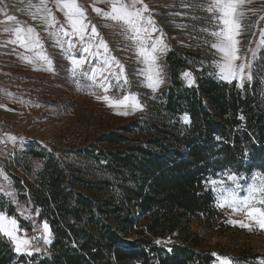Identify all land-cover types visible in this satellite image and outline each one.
<instances>
[{
	"label": "trees",
	"instance_id": "trees-1",
	"mask_svg": "<svg viewBox=\"0 0 264 264\" xmlns=\"http://www.w3.org/2000/svg\"><path fill=\"white\" fill-rule=\"evenodd\" d=\"M166 65L170 85L156 97L152 120L99 141L137 144L115 152L95 145L84 150L88 173H66L41 146L25 148V160L38 161L39 170L26 169L30 181L10 174L14 198L1 196L0 212L26 230L46 222L52 243L29 257L17 255L0 235V264H213L212 250H197L198 235L176 234L193 219L215 228L222 213L207 185L210 175L264 172V107L236 82L202 77L186 87L180 79L183 57L170 54ZM181 114L189 115V124L173 121ZM127 133L144 138L129 139ZM22 209L29 220L20 216ZM167 234L181 243H153Z\"/></svg>",
	"mask_w": 264,
	"mask_h": 264
},
{
	"label": "rangeland",
	"instance_id": "rangeland-1",
	"mask_svg": "<svg viewBox=\"0 0 264 264\" xmlns=\"http://www.w3.org/2000/svg\"><path fill=\"white\" fill-rule=\"evenodd\" d=\"M144 1L148 4L149 11L155 14L152 18L157 28L162 30L164 43L168 46L163 53H157L156 66L159 78L163 80L158 91H152L145 86L147 81L140 74L145 65L140 62L136 45L128 38L130 33L121 23L107 18L97 17V20H93L89 26V33L92 25L99 33V36L93 40V47L90 51H96L95 44L103 39L107 44V52L100 48L99 54L114 57L123 65V76L127 77V84H124L121 79L118 87L115 79H105L108 71L118 72V67H106L103 75L97 74L95 82L84 77L81 74L82 71H92L91 66L100 65V59H86L82 67L73 65V58L79 60L87 55L81 51L87 39L81 42L71 35L66 36L64 34L66 27L62 26L56 27L55 33L49 32L51 27L45 31L41 41L43 49L29 51L30 54L26 51L32 63L22 60V64L17 63L12 69L14 73L26 78V93L24 97L15 99V102H10L2 109L3 114L0 117V197L7 196L10 191L11 173H16L30 181L32 178L31 176L26 178V169L28 172L31 170L30 173H36L39 170L38 161L28 157V160H25L24 151L29 144L31 147L41 146L45 155L53 156L63 166L66 173L75 174L88 173L87 158L83 151L92 149L93 145L105 152L123 151L135 145V141H130L126 145L113 147L99 141L104 135L118 132L122 127H129L134 122L142 123L152 120L153 113L158 109L155 106L158 104L155 101L156 97L168 91L170 85V73L166 65V58L170 54L183 57L186 61V69L180 74V79L186 87L196 86L197 80L202 77L224 81L219 78L215 67V61L220 59V55L210 46L215 38L209 33L216 30V22L213 16L210 17L209 12L204 10L209 0ZM248 1L244 0L242 5L244 15L241 18V34L237 38L240 40L239 47L242 54L247 48L256 52L255 60L251 59V52L246 53L252 63V80L245 81L243 88L238 86L237 81L232 82H236L239 89H247L264 107V47L259 43L261 37L264 36V0H254L257 1L256 4L250 3V5ZM159 34V32L153 33L152 38ZM69 40H72L74 47L67 48ZM41 51L52 61L50 65L52 71L47 70L49 65L37 55ZM24 54L21 50V55ZM36 68L40 70H34ZM184 72H190L195 78L192 86H189L187 79L183 77ZM103 85H108L107 92L103 90ZM129 94L139 100L143 105V110L132 107H109L103 100L97 99V96L108 95L118 100ZM121 112L128 114H118ZM185 115L187 114H181L173 118V121L180 125H187L190 123V117L187 115L189 122L185 123L183 121ZM126 135L129 139L144 138L142 135L132 133ZM228 172L218 171L210 175L208 181L223 180L225 187H234L231 181L227 180ZM255 173L264 172L238 173L246 178L241 181L244 188L238 192L239 196H247V188ZM5 176L7 179L4 178ZM207 185L212 191L216 207L222 213L215 228H208V223L204 219H193L190 223L184 224L187 228L185 232L176 235L178 237L182 234L198 235L202 239V247L197 250H212L213 254H216L213 264H217V256L230 257L232 264H264V230H261L243 213L218 206L217 193L212 190L214 186L210 183ZM19 214L24 220H29L24 209L20 210ZM17 222L22 236L26 234L28 238H31L38 236L37 232L43 234L44 222L35 224L31 230L21 228L20 222L18 220ZM239 222L249 224L251 230L240 227ZM177 236L173 238V235L167 234L154 237L152 241L157 247H169L181 243ZM49 239L51 241L50 237ZM35 243L33 241L34 245ZM51 243L52 241L50 243L41 242L39 250L34 248L31 256L42 252Z\"/></svg>",
	"mask_w": 264,
	"mask_h": 264
},
{
	"label": "snow or ice",
	"instance_id": "snow-or-ice-1",
	"mask_svg": "<svg viewBox=\"0 0 264 264\" xmlns=\"http://www.w3.org/2000/svg\"><path fill=\"white\" fill-rule=\"evenodd\" d=\"M54 3L57 10L65 16L66 22L71 29V32L65 29L64 34L78 38L81 42L87 39V43L81 49L82 53L87 55L79 60L73 58L72 64L82 67L86 59H100V65H93L91 66L92 71H82L81 74L95 82L97 74L103 75L106 67H118V72L108 71L105 79H115L118 87L121 79H123L124 84H127V77L123 76V65L118 60H115L114 57L99 54L100 48L107 52V44L103 39H100L95 44L96 51H90V48L93 47L92 42L99 36V33L94 25L91 26V32H88L89 22H87L86 11L77 3V0H54ZM243 3L244 0H209L204 9L213 14L212 18L216 22V30L209 34L215 38L210 46L220 55V59L215 61L217 74L221 80L229 83L237 81L238 86L241 88L244 87L245 81L252 80V63L246 53L251 52L252 60L256 58V52L253 49L247 48L245 53L242 54L239 47L240 40L237 37L241 34V18L244 15L242 10ZM29 7L35 9L33 18H37V15H39L48 26H54L55 23H58L52 13V9L47 7V0H39V3L30 4ZM94 11L104 16V18L121 23L125 30L130 33L128 38L136 45L140 62L145 65L140 71V74L147 81L145 86L152 91H158L159 85L163 83V80L159 78V71L156 66L157 53H163L168 46L164 43L162 30L157 28L152 16L144 15V13L149 11L147 4H144L143 0H110V11H103L100 8H94ZM5 15L7 14L5 13ZM7 20L15 21L12 25L6 23L4 26L5 32L12 33L15 36L14 39L9 41L10 43L18 44L25 51H34L36 48L43 49L39 34L33 27L22 26L19 21H16L14 16H7ZM204 31H207V29H204ZM156 32L160 33L159 36L152 38V34ZM259 43L260 46L264 47V36L261 37ZM68 44L69 47H74L72 40H69ZM37 55L49 65L47 70L52 71L53 69L50 67L52 61L46 54L41 51ZM20 58L32 63V60L27 56L21 55ZM34 70L40 69L36 68ZM182 75L187 79L189 86L195 83V78L190 72H184ZM103 90L107 92L108 85H103ZM97 99L103 100L109 107H132L133 109L143 110V105L131 94L125 95L118 100H114L108 95L97 96ZM118 114L127 115L128 113L121 112ZM183 121L185 123L189 122L187 115L183 117ZM4 178L7 179L6 176ZM244 179L246 178L241 177L238 173L229 171L227 180L231 181L234 187H225L223 180H210L207 183L214 186L212 190L217 193L218 206L222 208L228 207L233 212L243 213L249 220L254 221L261 230H264V173L253 174L252 182L247 188V196L241 197L238 192L244 188L241 183ZM7 194L14 198L13 193L9 192ZM239 223L240 227L251 230L249 224ZM20 232L21 229L14 217L0 213V235L7 237L13 243L16 253L31 256L34 248L39 250L41 242H51L49 239L51 232L46 222L43 224L42 235L28 238L26 234L20 235ZM33 241L36 242L35 245ZM157 243H160V241H157ZM168 251H171V249H168ZM213 255L216 254L214 253ZM217 264H232V260L230 257L217 256Z\"/></svg>",
	"mask_w": 264,
	"mask_h": 264
},
{
	"label": "crops",
	"instance_id": "crops-1",
	"mask_svg": "<svg viewBox=\"0 0 264 264\" xmlns=\"http://www.w3.org/2000/svg\"><path fill=\"white\" fill-rule=\"evenodd\" d=\"M249 5L256 4L257 1L249 0ZM39 3V0H0V28L4 30V26L7 23L8 25H12L15 23V21H8L7 16H14L16 18V21H19V23L22 26H31L35 29V31L39 34L40 42L42 41V36L44 35L45 31L49 29L50 27H66L67 31L71 32V29L69 28L66 18L63 15L62 12L58 11L54 0H47V7L52 9V13L55 16L58 23H55L54 26H48L43 19L40 18L39 15H37V18H33V13L35 12V9L30 8V4H36ZM77 3L86 11L87 14V22H89V26L91 23H93V20L96 21L97 17L104 18V16L97 14L96 11H94V8H100L103 11H110V0H77ZM143 3L146 4V1L143 0ZM148 5V4H147ZM5 13L7 15H5ZM145 16L148 15H155L153 12H146L144 13ZM209 16L212 17L213 14L209 13ZM106 19V18H105ZM89 31V27H88ZM12 34V33H11ZM13 39L15 38L14 34ZM67 48L69 47V45ZM18 49L24 51L23 56H27V53L25 49L19 47ZM39 49V48H36ZM21 50L19 53L14 57L17 63H21L22 60L25 62L24 59H21ZM30 54V52L28 51ZM22 64V63H21Z\"/></svg>",
	"mask_w": 264,
	"mask_h": 264
},
{
	"label": "built area",
	"instance_id": "built-area-1",
	"mask_svg": "<svg viewBox=\"0 0 264 264\" xmlns=\"http://www.w3.org/2000/svg\"><path fill=\"white\" fill-rule=\"evenodd\" d=\"M56 29L51 27L49 32L55 33ZM11 39L13 35L0 28V109L7 107L10 102H15V99L24 97L26 93V78L12 70L16 67L14 57L20 50L18 44L9 42Z\"/></svg>",
	"mask_w": 264,
	"mask_h": 264
},
{
	"label": "water",
	"instance_id": "water-1",
	"mask_svg": "<svg viewBox=\"0 0 264 264\" xmlns=\"http://www.w3.org/2000/svg\"><path fill=\"white\" fill-rule=\"evenodd\" d=\"M36 234H37L38 236H39V235H41V233H40V232H37Z\"/></svg>",
	"mask_w": 264,
	"mask_h": 264
},
{
	"label": "bare ground",
	"instance_id": "bare-ground-1",
	"mask_svg": "<svg viewBox=\"0 0 264 264\" xmlns=\"http://www.w3.org/2000/svg\"><path fill=\"white\" fill-rule=\"evenodd\" d=\"M0 111H1L0 114H3L2 109H0Z\"/></svg>",
	"mask_w": 264,
	"mask_h": 264
}]
</instances>
